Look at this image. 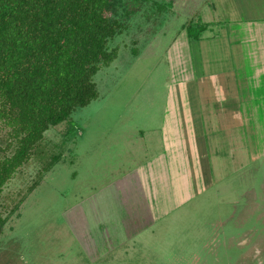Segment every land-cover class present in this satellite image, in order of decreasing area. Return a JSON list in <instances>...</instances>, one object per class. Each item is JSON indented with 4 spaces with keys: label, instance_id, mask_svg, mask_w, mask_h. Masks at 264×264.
<instances>
[{
    "label": "rangeland",
    "instance_id": "obj_1",
    "mask_svg": "<svg viewBox=\"0 0 264 264\" xmlns=\"http://www.w3.org/2000/svg\"><path fill=\"white\" fill-rule=\"evenodd\" d=\"M255 1L116 0L125 27L98 96L4 186L0 264H264ZM191 21L212 33L190 37ZM9 132L0 122V159Z\"/></svg>",
    "mask_w": 264,
    "mask_h": 264
},
{
    "label": "trees",
    "instance_id": "obj_2",
    "mask_svg": "<svg viewBox=\"0 0 264 264\" xmlns=\"http://www.w3.org/2000/svg\"><path fill=\"white\" fill-rule=\"evenodd\" d=\"M115 6L116 0H0V122L14 145L0 159V197L45 132L98 96L94 77L117 57L109 42L125 27ZM193 24L188 34L199 40L209 25ZM7 222L0 202V236Z\"/></svg>",
    "mask_w": 264,
    "mask_h": 264
},
{
    "label": "crops",
    "instance_id": "obj_3",
    "mask_svg": "<svg viewBox=\"0 0 264 264\" xmlns=\"http://www.w3.org/2000/svg\"><path fill=\"white\" fill-rule=\"evenodd\" d=\"M210 6L212 7V8H214V6H215V4H214V2L213 1H211V4H210ZM251 7H253V10H252V12L253 13H256L257 11H258V13L261 15V17L263 18L264 17V12L262 13V9H264V0H257V1H255L252 5H251ZM215 9V8H214ZM235 13V15L238 13V11H235L234 12ZM211 20H214V19H211ZM263 21H264V18H263ZM214 22H217V23H224L225 22V19H222V21H220L219 19L218 20H216V21H214ZM209 23V26L208 27H211V25H213L214 23L213 22H208ZM262 24V23H261ZM264 24V23H263ZM213 27V26H212ZM211 27V28H212ZM209 29H207V30H205V31H208ZM209 32L210 33H212V30H209Z\"/></svg>",
    "mask_w": 264,
    "mask_h": 264
}]
</instances>
